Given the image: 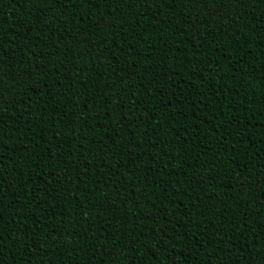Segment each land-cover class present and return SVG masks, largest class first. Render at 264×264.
<instances>
[{
  "label": "trees",
  "instance_id": "16d2710c",
  "mask_svg": "<svg viewBox=\"0 0 264 264\" xmlns=\"http://www.w3.org/2000/svg\"><path fill=\"white\" fill-rule=\"evenodd\" d=\"M0 0L2 264H264V0Z\"/></svg>",
  "mask_w": 264,
  "mask_h": 264
},
{
  "label": "snow or ice",
  "instance_id": "6c2138e0",
  "mask_svg": "<svg viewBox=\"0 0 264 264\" xmlns=\"http://www.w3.org/2000/svg\"><path fill=\"white\" fill-rule=\"evenodd\" d=\"M131 6H135V0H132ZM0 264H2V262H0Z\"/></svg>",
  "mask_w": 264,
  "mask_h": 264
}]
</instances>
